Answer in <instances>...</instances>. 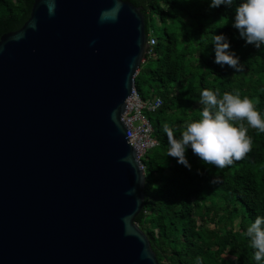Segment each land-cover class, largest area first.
Here are the masks:
<instances>
[{"label":"water","instance_id":"water-1","mask_svg":"<svg viewBox=\"0 0 264 264\" xmlns=\"http://www.w3.org/2000/svg\"><path fill=\"white\" fill-rule=\"evenodd\" d=\"M148 34L130 0H35L0 39V264H160L123 119Z\"/></svg>","mask_w":264,"mask_h":264},{"label":"trees","instance_id":"trees-1","mask_svg":"<svg viewBox=\"0 0 264 264\" xmlns=\"http://www.w3.org/2000/svg\"><path fill=\"white\" fill-rule=\"evenodd\" d=\"M145 15L148 38L157 42L136 76L144 98L159 96L162 104L148 116L159 144L149 149L145 168V204L136 222L148 235L160 264H257L245 235L247 225L264 214V132L248 125L251 150L231 165L218 168L193 153L189 169L168 155V124L179 137L186 122L198 119L203 88L239 91L264 116V46L245 42L233 26L235 6L210 7V0H130ZM35 0H0V39L20 29ZM170 24L164 36L151 33L153 19ZM215 33H225L244 65L236 72L215 62ZM150 83L142 92L141 80ZM200 169L203 174L197 171ZM213 178H218L212 182Z\"/></svg>","mask_w":264,"mask_h":264},{"label":"clouds","instance_id":"clouds-1","mask_svg":"<svg viewBox=\"0 0 264 264\" xmlns=\"http://www.w3.org/2000/svg\"><path fill=\"white\" fill-rule=\"evenodd\" d=\"M221 4L230 8L235 6L233 26L239 29L246 43L258 49L264 46V0H210V7H219ZM211 43L214 45L216 63L228 65L236 72L243 70L244 65L236 51L230 47L225 33H215ZM200 97L203 108L199 118L186 122L179 137L174 135L168 124L163 125L168 135V155L176 157L178 163L191 169L192 165L186 156V150L191 147L202 161L224 168L251 150L252 140L247 135L243 121L246 119L248 125L264 132V116L256 109L253 100L241 96L239 91H226L221 97L217 91L203 88ZM197 171L203 174L200 169ZM217 179L213 178L212 182ZM245 235L254 249V260L257 264H264V214L257 215L247 225ZM197 264H202L199 257Z\"/></svg>","mask_w":264,"mask_h":264},{"label":"built area","instance_id":"built-area-1","mask_svg":"<svg viewBox=\"0 0 264 264\" xmlns=\"http://www.w3.org/2000/svg\"><path fill=\"white\" fill-rule=\"evenodd\" d=\"M157 42L155 36H151L147 40V53H153V45ZM127 109L123 115V119L128 125L130 133L129 142L138 151V157L141 158L146 152L159 144L158 139L154 135V126L148 113L155 111L162 104L160 97L144 98L137 87L134 86L133 95L127 100ZM142 164V161H141ZM142 166H144L142 164Z\"/></svg>","mask_w":264,"mask_h":264},{"label":"rangeland","instance_id":"rangeland-1","mask_svg":"<svg viewBox=\"0 0 264 264\" xmlns=\"http://www.w3.org/2000/svg\"><path fill=\"white\" fill-rule=\"evenodd\" d=\"M152 24H153V26H150L151 33L158 34L160 36H164L163 29H164V27H168L170 22H169V20L167 22H162V21H159L157 18H154ZM141 86H142V92L149 94V92L151 90L150 83L145 81L144 79H142L141 80Z\"/></svg>","mask_w":264,"mask_h":264}]
</instances>
